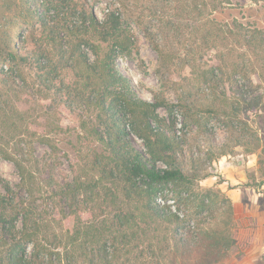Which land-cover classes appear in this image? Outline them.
Masks as SVG:
<instances>
[{"label": "trees", "instance_id": "1", "mask_svg": "<svg viewBox=\"0 0 264 264\" xmlns=\"http://www.w3.org/2000/svg\"><path fill=\"white\" fill-rule=\"evenodd\" d=\"M48 2L46 12L27 9L33 20L28 36L6 33L3 39L5 56L28 68L32 77L28 82L23 72L12 76L0 71V130L12 117L23 124L33 116V139L52 153L60 152L54 137L69 130L53 119L41 124L37 118V97L53 95L66 109L91 110L97 148L83 164L63 152L72 180L59 185L31 152L24 153L22 147L8 152L0 146V157L10 161L19 176L17 190L0 179V264H222L235 243L229 228L233 207L223 195L227 206L212 216L219 194L194 193L197 175L192 166L185 170L179 158L185 140L176 134L173 118L162 119L156 112L163 108L171 118L177 111L198 124L200 108L186 99L174 105L135 94L116 60L137 52L138 45L116 10L99 20L87 0ZM171 2L202 18L222 6V0ZM200 27L209 32L207 23ZM257 30L239 24L236 32L252 53L264 50V34ZM143 34L163 59L156 35L149 30ZM29 87L35 92L32 104L22 98ZM201 111L219 112L213 105ZM81 129L86 130L85 125ZM132 136L142 141L144 151ZM254 146L262 149L260 143ZM182 193L195 199L193 206L174 200Z\"/></svg>", "mask_w": 264, "mask_h": 264}, {"label": "rangeland", "instance_id": "2", "mask_svg": "<svg viewBox=\"0 0 264 264\" xmlns=\"http://www.w3.org/2000/svg\"><path fill=\"white\" fill-rule=\"evenodd\" d=\"M48 1L0 0V71L12 76L23 72L30 82L32 72L5 56L3 39L6 33L28 36L33 20L27 9L46 12L50 8ZM87 1L99 20L108 11L116 10L134 34L138 51L119 56L116 62L137 96L149 102H154L155 97L164 98L174 105L186 99V103L192 102L200 108L198 113L195 110L198 124L177 111L171 118H167L163 108L156 112L162 119L173 118L176 134L185 140L179 158L185 170L192 166L197 175L194 193L211 190L219 194L212 216H219L227 206L223 195L233 207L229 228L235 243L222 264H264V50L249 52L236 37L239 24L258 29V35L264 34V4L222 0L219 11L202 18L180 10L171 0ZM203 22L207 23L209 32L200 27ZM143 30L156 35L164 52L163 59L144 37ZM87 52L92 59V54ZM16 82L20 84L18 79ZM239 86L242 91H233ZM34 93V88H27L23 100L32 104ZM223 94L228 96L226 100ZM254 98H258L257 102L248 106ZM36 104L39 123L53 119L69 130L54 137L58 138L61 151L52 153L33 139L31 132L37 130L32 124L33 116L23 124L12 117L0 130V146L8 152L22 147L24 153L31 152L49 167L59 185L70 183L72 172L63 152L68 158L79 160V164L91 160L92 151L97 148L91 134L95 129L94 115L83 106L66 109L54 101L53 95L44 100L37 97ZM209 105L219 112L201 111ZM83 125L86 130L81 129ZM132 139L144 151L142 141L134 136ZM256 143L262 149H255ZM0 179L17 190V170L1 157ZM0 193L3 194L1 185ZM174 200L180 206H193L195 202L187 193L174 196ZM16 225L19 227V223Z\"/></svg>", "mask_w": 264, "mask_h": 264}]
</instances>
